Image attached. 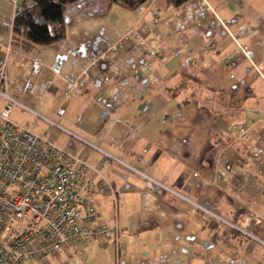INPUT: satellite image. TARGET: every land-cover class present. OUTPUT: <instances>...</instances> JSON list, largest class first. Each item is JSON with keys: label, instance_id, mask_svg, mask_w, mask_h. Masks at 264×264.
<instances>
[{"label": "crops", "instance_id": "crops-1", "mask_svg": "<svg viewBox=\"0 0 264 264\" xmlns=\"http://www.w3.org/2000/svg\"><path fill=\"white\" fill-rule=\"evenodd\" d=\"M176 1H77L25 52L0 0L11 120L114 189L93 205L116 238L29 264H264V0Z\"/></svg>", "mask_w": 264, "mask_h": 264}, {"label": "built area", "instance_id": "built-area-1", "mask_svg": "<svg viewBox=\"0 0 264 264\" xmlns=\"http://www.w3.org/2000/svg\"><path fill=\"white\" fill-rule=\"evenodd\" d=\"M15 4L18 11L31 1ZM0 99L7 101L0 110V264L45 262L63 249L116 238L117 226L101 220L93 205L97 192L113 193V186L97 187L85 160L11 120L6 64Z\"/></svg>", "mask_w": 264, "mask_h": 264}, {"label": "trees", "instance_id": "trees-1", "mask_svg": "<svg viewBox=\"0 0 264 264\" xmlns=\"http://www.w3.org/2000/svg\"><path fill=\"white\" fill-rule=\"evenodd\" d=\"M31 4L17 11L13 21L11 44L25 52L46 47L67 37L65 12L70 4L80 0H30ZM134 11L148 0H106ZM189 0H177L176 6Z\"/></svg>", "mask_w": 264, "mask_h": 264}]
</instances>
